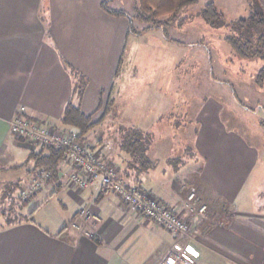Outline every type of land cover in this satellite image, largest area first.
<instances>
[{
    "label": "crops",
    "instance_id": "1",
    "mask_svg": "<svg viewBox=\"0 0 264 264\" xmlns=\"http://www.w3.org/2000/svg\"><path fill=\"white\" fill-rule=\"evenodd\" d=\"M106 1L107 8L116 10L112 5L118 0H0V184L11 183L6 176L25 169L17 184L20 189L30 187L40 159L49 152L48 146L33 145L12 133L11 121L21 106L61 131L78 130L61 123L80 81L71 67L87 81L81 103L85 115L93 118L100 112L111 91L116 117L138 127L118 108L129 86L134 91L137 77L119 78L133 34L128 33L126 16L103 8ZM210 95L186 119L192 139L188 176L181 175L187 165L174 168L167 160L143 168L128 151L129 136L123 131L113 153L107 151L110 139L94 145L84 141L88 152L113 165L127 185L139 186L182 216L187 214V187H198L209 215L192 229L190 246L198 259L191 264H264L263 199L258 210L252 203H241L254 196L248 181L260 150ZM148 103L152 106L154 98ZM73 171L63 156L52 177L17 206L18 212L13 204L0 211V264H161L170 250L185 244L182 237L130 209L113 190L72 185ZM83 213L89 216L86 222Z\"/></svg>",
    "mask_w": 264,
    "mask_h": 264
},
{
    "label": "rangeland",
    "instance_id": "2",
    "mask_svg": "<svg viewBox=\"0 0 264 264\" xmlns=\"http://www.w3.org/2000/svg\"><path fill=\"white\" fill-rule=\"evenodd\" d=\"M209 2H214L218 11L224 14L227 23L246 18L250 14V0H199L195 4L185 6L176 17L169 20L168 36L183 44V47L167 40L164 43L163 33L159 28L150 31L146 37L145 33L132 35L128 44L130 52L121 65L119 78L125 74L137 77L132 83L134 91L132 92L129 86L127 92L120 97L118 108L119 114L131 118L138 127L133 128L124 124V119L117 118V111L114 112L117 105L114 107V103H111L108 112L103 106L101 111L91 118L100 122L94 124L83 138H77L85 145L86 150L89 148L84 139H88L92 145L110 139L112 144L108 142L110 147L107 151L113 153L117 151L116 140L120 139V131L125 135L132 129H140L153 136L150 139L144 138L145 141L150 140L151 147L147 155L152 157V160L161 163H164V160L175 162L179 168L187 165L182 168L181 175L188 176L192 139L189 138L191 129L186 119L189 112L202 102L205 103L207 95L211 94L210 96L223 104L225 113L230 115V122L236 123L237 130L260 150L258 164L248 181V185L254 190V196L244 197L241 203H252V207L258 210L261 206L259 202L263 199L264 212V86L256 83L262 62L257 58H243L237 55L226 40L227 35L233 32L230 26L213 28L204 20L202 11ZM112 8L129 13L137 31L148 25L138 15V12L142 11H137V0H118ZM167 17L163 16L162 19L168 21ZM211 70L216 79L227 84L210 80ZM202 93L207 95H200ZM150 96L155 100L152 106L148 103ZM42 121L49 122L45 119ZM47 124L49 126V123ZM122 124L125 125L124 128H119ZM54 125H51L53 129H58ZM74 132L69 133L77 136L79 129ZM92 153L98 156V153ZM24 171L25 169L21 173H25ZM21 173L13 171L11 175L6 176L8 180L11 178L13 181L0 184L1 212L7 211L10 204H13L18 212L17 206H22L30 198V194L23 196V188L20 189L17 184L20 178L18 175ZM196 188L198 203H205L200 200V192L197 186ZM19 195L20 198L23 197L22 201L19 200ZM203 222L205 220L200 221V224ZM184 240L186 243V238Z\"/></svg>",
    "mask_w": 264,
    "mask_h": 264
},
{
    "label": "built area",
    "instance_id": "3",
    "mask_svg": "<svg viewBox=\"0 0 264 264\" xmlns=\"http://www.w3.org/2000/svg\"><path fill=\"white\" fill-rule=\"evenodd\" d=\"M14 135L24 138L34 145L63 147L65 159L74 168L69 181L79 188L107 187L118 195L136 213L152 219L157 225L164 227L187 242L176 246L168 252L161 264H191L198 259V253L190 246L193 240L192 229L195 224L208 219V205L199 204L196 186L187 187V214L182 216L177 210L160 200H152L137 185H127L117 175V170L99 155L88 152L77 136L59 129L41 119L30 116L26 107L21 106L11 123ZM52 177V171L38 167L32 176L30 187H23V196L35 193L42 183ZM84 222L89 216L83 213Z\"/></svg>",
    "mask_w": 264,
    "mask_h": 264
},
{
    "label": "trees",
    "instance_id": "4",
    "mask_svg": "<svg viewBox=\"0 0 264 264\" xmlns=\"http://www.w3.org/2000/svg\"><path fill=\"white\" fill-rule=\"evenodd\" d=\"M198 1L199 0H137L139 8L137 11H142L141 13L138 12V15L143 22L148 23V25L141 31H137L134 28L133 17L129 13L122 10H111L107 8V3L109 1L103 3L102 6L109 13L126 16L129 19L128 33L131 35L143 34L159 28L162 30L165 40L175 42L168 36V25L170 24L171 19L176 17L185 6L195 4ZM249 10L250 14L248 17L227 23L225 22L224 14L218 11L214 2H209L202 11V16L213 28L227 26L232 28L233 32L227 35V42L240 57L257 58L262 62L261 67L257 72L256 83L259 86H264V0H250ZM163 16H168V21H164L162 19ZM175 43L181 45L179 42ZM197 45L201 46L200 44ZM202 46L205 47L204 45ZM209 62H212L211 57ZM69 70L75 77H79L80 81L78 86H75L74 88L72 98L65 105L61 123L78 128V136L83 138L85 134L90 131L92 126L99 123L100 120L93 121L89 115L87 116L82 112L81 103L83 93L87 86V81L82 79V75H80V73L73 67L69 68ZM118 70H120V67ZM210 72L211 78L214 81L220 82L221 84L225 83L216 79L212 70ZM110 98L111 91L109 92L106 104L104 105L105 110L109 109V104L112 102ZM127 135L129 136L130 142L125 145H127L126 147H128V151L136 157L135 160L138 162L140 161L141 165L143 164L142 167L145 169L156 166L155 164H157V161L155 159L151 160L147 155L148 149L151 147L150 140H144V138H153L152 134L140 129H132ZM47 148L49 152L45 156H42V159H40L41 163L37 166H43L54 174L56 170V162H58L63 156L65 157V150L63 147L54 148L48 146ZM171 163L174 164L175 162ZM174 166L176 167V165Z\"/></svg>",
    "mask_w": 264,
    "mask_h": 264
}]
</instances>
